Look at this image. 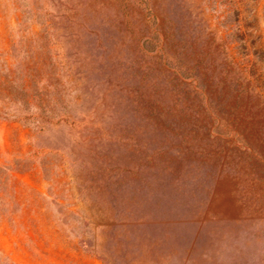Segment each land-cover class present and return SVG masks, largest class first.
Instances as JSON below:
<instances>
[{
	"label": "rangeland",
	"instance_id": "obj_1",
	"mask_svg": "<svg viewBox=\"0 0 264 264\" xmlns=\"http://www.w3.org/2000/svg\"><path fill=\"white\" fill-rule=\"evenodd\" d=\"M0 254L264 264V0H0Z\"/></svg>",
	"mask_w": 264,
	"mask_h": 264
},
{
	"label": "trees",
	"instance_id": "obj_2",
	"mask_svg": "<svg viewBox=\"0 0 264 264\" xmlns=\"http://www.w3.org/2000/svg\"><path fill=\"white\" fill-rule=\"evenodd\" d=\"M8 179L7 173L0 167V202L4 198L5 190H7ZM0 264H14L4 255L0 254Z\"/></svg>",
	"mask_w": 264,
	"mask_h": 264
}]
</instances>
